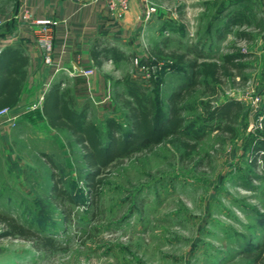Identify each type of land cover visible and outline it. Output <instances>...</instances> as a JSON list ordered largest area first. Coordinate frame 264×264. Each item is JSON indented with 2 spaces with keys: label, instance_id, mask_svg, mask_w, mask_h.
I'll use <instances>...</instances> for the list:
<instances>
[{
  "label": "rangeland",
  "instance_id": "obj_1",
  "mask_svg": "<svg viewBox=\"0 0 264 264\" xmlns=\"http://www.w3.org/2000/svg\"><path fill=\"white\" fill-rule=\"evenodd\" d=\"M141 5L142 52L87 98L89 118L100 128L106 117H115L127 129L117 94L130 97L123 83H116L125 73L147 86L163 111L166 97L186 88L188 69L139 62L147 48L167 40L169 51L196 49L205 60L216 59L235 41L237 27L217 37L228 13L248 6L264 17V0H144ZM238 46L250 53L246 86L236 87L237 76L225 78L218 98L200 86L182 104L184 125L200 137L182 131L152 151L124 156L103 171L97 200L85 183L81 149L68 132L6 113L10 130L0 135V213L56 244L37 249L19 237H3L0 226V264H264V254L259 262L246 255L255 254L264 239V179L247 150L252 139H264V31L255 30L250 46ZM231 98L244 103L234 136L204 129L213 124L205 120L204 104ZM183 138L196 144L189 156L180 145Z\"/></svg>",
  "mask_w": 264,
  "mask_h": 264
},
{
  "label": "trees",
  "instance_id": "obj_2",
  "mask_svg": "<svg viewBox=\"0 0 264 264\" xmlns=\"http://www.w3.org/2000/svg\"><path fill=\"white\" fill-rule=\"evenodd\" d=\"M226 18L223 27L217 28L218 38L226 32H231L233 27L238 29L230 49L219 58L205 60L196 49L184 52L169 51L166 49L167 40L147 48L145 55L140 58L139 62L147 68L159 64L164 67L168 65L172 69L186 68L190 72L186 88L174 91L166 97L165 111L161 107L162 101L149 94L147 86L131 80L129 74L116 80V83H123L130 97L123 98L122 94H117L118 100L126 108V130L115 117H106L103 120V128H100L89 118L90 105L85 103L78 108L70 89H62L60 84L48 89L42 101V114L52 129L68 132L80 147L82 161L88 171L85 183L96 200L99 197L103 171L115 167L124 156L130 158L142 150L152 151L163 142L179 137L182 131L191 133L195 138L200 137L197 129L192 130L184 125L185 118L181 116L183 102L200 86H204L214 99L218 98V86L225 78L233 80L237 76L240 82L236 87L243 89L246 86L248 76L243 71L247 67L245 61L250 57V53L242 51L238 45L244 43L250 46L253 43L255 30L264 31V17H256L251 8L241 6L228 13ZM191 53L194 57L189 56ZM9 57L6 59V65L0 68V109H9L17 103L25 78V70L22 67L26 64V57L17 53ZM92 57L99 65L100 60L104 58L124 61L131 60L133 55H126L108 44L100 46L99 43L92 50ZM151 82L155 83V80L151 79ZM203 107L205 120L213 122L212 125L206 124L204 129L234 136L236 120L244 109L243 102L231 98L216 105L205 103ZM260 125L264 136V112ZM180 143L186 156L196 147L195 143L186 138ZM247 150L250 152L251 166L258 168L264 179V139L256 142L252 139L247 144ZM257 161H260V164ZM63 191L59 193L64 194ZM0 226L3 237H19L29 241L37 249L55 247L56 241L53 238L44 237L26 227L14 216L0 213ZM255 251V254L246 255L259 262L264 254V239L255 246Z\"/></svg>",
  "mask_w": 264,
  "mask_h": 264
},
{
  "label": "crops",
  "instance_id": "obj_3",
  "mask_svg": "<svg viewBox=\"0 0 264 264\" xmlns=\"http://www.w3.org/2000/svg\"><path fill=\"white\" fill-rule=\"evenodd\" d=\"M143 1L129 0L123 15L117 17L103 0H0V68L16 53L26 57L21 91L17 103L8 109V115L20 122H40L52 129L42 114V101L55 84L70 89L78 108L89 104L90 92L94 94L105 88L117 67L130 64V60L116 61L108 57L98 65L92 57L96 44H108L126 55L142 52L137 42V25L143 14ZM23 7L33 18L53 22L52 46L47 54L37 45L36 26L15 18ZM47 55L49 61L45 59ZM88 69L92 73L84 75L82 71ZM8 115L0 116V135L10 130Z\"/></svg>",
  "mask_w": 264,
  "mask_h": 264
},
{
  "label": "built area",
  "instance_id": "obj_4",
  "mask_svg": "<svg viewBox=\"0 0 264 264\" xmlns=\"http://www.w3.org/2000/svg\"><path fill=\"white\" fill-rule=\"evenodd\" d=\"M108 9L113 12L117 17H121L125 10L128 7L129 0H103ZM151 10H148L146 13L149 15ZM16 19L26 20L29 24L36 26L37 28V45L40 50L44 51V54H47L52 46V34L51 26L53 22L49 19H35L31 16L30 11L23 7L22 12L15 16ZM1 24V21H0ZM46 61H49L48 55L46 56ZM136 59V58H135ZM84 75H89L92 73L91 69L82 71ZM8 112V109H0V116L5 115Z\"/></svg>",
  "mask_w": 264,
  "mask_h": 264
},
{
  "label": "water",
  "instance_id": "obj_5",
  "mask_svg": "<svg viewBox=\"0 0 264 264\" xmlns=\"http://www.w3.org/2000/svg\"><path fill=\"white\" fill-rule=\"evenodd\" d=\"M255 109H256V108H255ZM252 113H253V112H251V114H250V119H251V117H252Z\"/></svg>",
  "mask_w": 264,
  "mask_h": 264
}]
</instances>
